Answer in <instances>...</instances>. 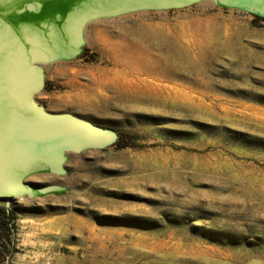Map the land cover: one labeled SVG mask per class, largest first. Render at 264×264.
<instances>
[{
	"label": "rangeland",
	"instance_id": "rangeland-1",
	"mask_svg": "<svg viewBox=\"0 0 264 264\" xmlns=\"http://www.w3.org/2000/svg\"><path fill=\"white\" fill-rule=\"evenodd\" d=\"M85 41L83 58L44 67L83 71L72 95L43 91L78 92L69 110L140 148L73 155L66 177L32 178L67 192L16 202L6 264H264V23L207 1L95 21ZM138 48L179 75L133 69ZM93 78L152 104L103 90L101 108Z\"/></svg>",
	"mask_w": 264,
	"mask_h": 264
},
{
	"label": "water",
	"instance_id": "water-1",
	"mask_svg": "<svg viewBox=\"0 0 264 264\" xmlns=\"http://www.w3.org/2000/svg\"><path fill=\"white\" fill-rule=\"evenodd\" d=\"M206 1L264 19V0H0V202L7 212L18 200L64 194L63 186L39 187L30 180L66 177L71 156L117 141L114 130L49 112L36 101L45 87L44 67L77 60L92 22Z\"/></svg>",
	"mask_w": 264,
	"mask_h": 264
},
{
	"label": "bare ground",
	"instance_id": "bare-ground-1",
	"mask_svg": "<svg viewBox=\"0 0 264 264\" xmlns=\"http://www.w3.org/2000/svg\"><path fill=\"white\" fill-rule=\"evenodd\" d=\"M139 49V48H138ZM138 53L141 58H138V60H133L132 61V68L139 70L141 73H145L147 75H156L157 77L161 79H167L169 77H172L173 75H179V73L175 72L177 69L173 64L170 62H166L165 64L160 63L161 60H156L149 56L147 52L144 49H139ZM152 60V62H148V60ZM138 88V87H137ZM142 88V87H140ZM103 90H110L114 94H116L117 99L119 102L123 104L124 107L126 105H132L135 106L137 104H145L147 102H151L150 105L152 104V101L149 100V94L144 95V90L141 92L144 96L143 97H138L139 92L133 93V92H126V90L119 88V86H116L115 83H108L104 80H95V91L96 93L94 94V100H100L102 106L101 108H104L105 105H107L108 101L105 99H102L103 97L100 92ZM146 93V92H145ZM150 93V92H149ZM99 94V95H97ZM151 94V93H150ZM141 95V94H140ZM93 99V97H91ZM89 105V100H87L86 105ZM156 105V104H155ZM127 108V107H126ZM134 108V107H133Z\"/></svg>",
	"mask_w": 264,
	"mask_h": 264
},
{
	"label": "crops",
	"instance_id": "crops-1",
	"mask_svg": "<svg viewBox=\"0 0 264 264\" xmlns=\"http://www.w3.org/2000/svg\"><path fill=\"white\" fill-rule=\"evenodd\" d=\"M208 2H211V1H208ZM72 62H74V61H72ZM77 68L78 67L76 65H73L71 67H65V68L56 67L51 73H49L45 70L46 82H48L49 84L67 85V87L70 88L69 95H72V92L75 91L73 88V86L75 85V82L73 81V78L71 79L72 75H81L84 73L83 71H80ZM65 74H69V75L71 74V76H69L68 78H64L63 76ZM94 82H95V79L93 78L92 82H91L92 83L91 87H92L93 97L95 94ZM81 84H83L84 87H87V89L90 87L89 82L87 84L85 82L81 83ZM77 86H78V84H77ZM75 95H76V99L69 97L68 94L67 95L63 94V95L57 96L56 93L52 92V91L51 92L50 91L49 92L43 91L41 93V97L43 98V100L47 101L48 103H51V107L48 108L47 110L49 112H52V113H66L68 111H71L69 109L71 107H73L75 104H77L75 102L78 101L79 96H80L78 92ZM68 113H71L73 115H77V112L71 111ZM13 209L15 210V206ZM16 211L17 210H15V212ZM12 244H13V242H12Z\"/></svg>",
	"mask_w": 264,
	"mask_h": 264
},
{
	"label": "trees",
	"instance_id": "trees-1",
	"mask_svg": "<svg viewBox=\"0 0 264 264\" xmlns=\"http://www.w3.org/2000/svg\"><path fill=\"white\" fill-rule=\"evenodd\" d=\"M254 23L263 22L264 19H259L257 17H252ZM85 53H82L78 59L84 57ZM44 87L43 90H45ZM104 128V127H103ZM117 133V141L112 146L117 150L123 149H136L140 148L138 145V139L125 132H118ZM15 210L10 208L7 212V209L3 203L0 205V264H6L8 258L11 256L12 253L15 252V248L12 244V234L14 231V222H15Z\"/></svg>",
	"mask_w": 264,
	"mask_h": 264
},
{
	"label": "flooded vegetation",
	"instance_id": "flooded-vegetation-1",
	"mask_svg": "<svg viewBox=\"0 0 264 264\" xmlns=\"http://www.w3.org/2000/svg\"><path fill=\"white\" fill-rule=\"evenodd\" d=\"M12 208V207H11ZM14 208V207H13Z\"/></svg>",
	"mask_w": 264,
	"mask_h": 264
}]
</instances>
